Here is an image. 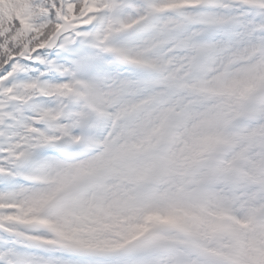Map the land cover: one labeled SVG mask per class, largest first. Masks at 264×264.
Returning <instances> with one entry per match:
<instances>
[{
  "label": "snow or ice",
  "instance_id": "1",
  "mask_svg": "<svg viewBox=\"0 0 264 264\" xmlns=\"http://www.w3.org/2000/svg\"><path fill=\"white\" fill-rule=\"evenodd\" d=\"M0 264H264V0H0Z\"/></svg>",
  "mask_w": 264,
  "mask_h": 264
}]
</instances>
